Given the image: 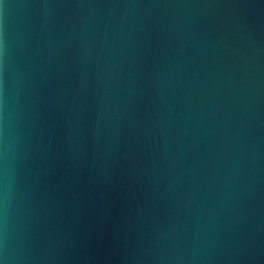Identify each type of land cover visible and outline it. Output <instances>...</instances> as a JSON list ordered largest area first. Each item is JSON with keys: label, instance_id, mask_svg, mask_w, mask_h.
Returning <instances> with one entry per match:
<instances>
[{"label": "water", "instance_id": "95a60500", "mask_svg": "<svg viewBox=\"0 0 264 264\" xmlns=\"http://www.w3.org/2000/svg\"><path fill=\"white\" fill-rule=\"evenodd\" d=\"M0 264H264V0H0Z\"/></svg>", "mask_w": 264, "mask_h": 264}]
</instances>
